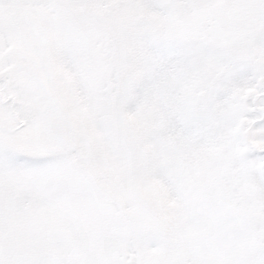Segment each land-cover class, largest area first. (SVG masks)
I'll return each instance as SVG.
<instances>
[{
    "label": "snow or ice",
    "instance_id": "6c2138e0",
    "mask_svg": "<svg viewBox=\"0 0 264 264\" xmlns=\"http://www.w3.org/2000/svg\"><path fill=\"white\" fill-rule=\"evenodd\" d=\"M0 264H264V0H0Z\"/></svg>",
    "mask_w": 264,
    "mask_h": 264
}]
</instances>
